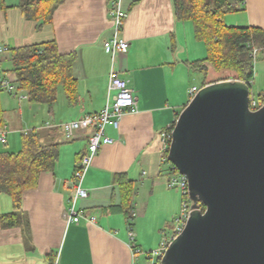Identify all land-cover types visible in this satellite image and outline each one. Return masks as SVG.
<instances>
[{
	"label": "crops",
	"instance_id": "crops-1",
	"mask_svg": "<svg viewBox=\"0 0 264 264\" xmlns=\"http://www.w3.org/2000/svg\"><path fill=\"white\" fill-rule=\"evenodd\" d=\"M111 1L67 0L55 11L53 22L41 28L25 20L20 11L13 34L3 38L1 46L9 49L56 40L61 52L76 53L73 70L78 101L71 103L66 97L53 119L57 125L105 107L112 69L134 90L137 112L125 114L118 129L106 128L114 143L102 147L86 175L84 187L89 197L79 201L78 208L95 216L94 223L81 220L67 225L63 219L74 195L73 174L78 156L87 151L89 131L76 133L72 140L61 136L54 172L42 173L38 187L24 194L28 242L23 227L3 226L1 216L13 211V202L0 194V264H50L51 253L56 255V264H133L128 222L123 214L110 210V206L120 204L114 181L117 173H128L136 187L137 180L145 183L151 172L153 196L158 188L155 196L164 206L179 207V198L166 186L169 172L165 184L156 182L162 175L161 134L175 124L178 110L191 101V90L209 83L204 79L201 87L196 86L200 72L189 65L206 58V47L195 38L191 22L176 18L173 0H122L127 18L121 36L130 46L127 53L113 56L105 46L114 35ZM240 6L247 13L242 27L264 29V0H244ZM43 33L45 39H41ZM30 242L34 246L32 256L28 253ZM135 244L140 248L136 240Z\"/></svg>",
	"mask_w": 264,
	"mask_h": 264
},
{
	"label": "water",
	"instance_id": "water-1",
	"mask_svg": "<svg viewBox=\"0 0 264 264\" xmlns=\"http://www.w3.org/2000/svg\"><path fill=\"white\" fill-rule=\"evenodd\" d=\"M250 102L247 83L219 81L179 114L168 161L193 210L160 264H264V105Z\"/></svg>",
	"mask_w": 264,
	"mask_h": 264
},
{
	"label": "trees",
	"instance_id": "trees-1",
	"mask_svg": "<svg viewBox=\"0 0 264 264\" xmlns=\"http://www.w3.org/2000/svg\"><path fill=\"white\" fill-rule=\"evenodd\" d=\"M66 1L20 0L17 8L25 20L41 28L53 22L55 11ZM243 1L237 4L234 0H173V4L176 18L191 22L195 38L206 47V58L189 64L192 69L203 74L206 80L211 71H234L235 79L251 88L254 80L252 52L254 47L264 48V29L229 26L223 21L226 14L244 9L240 6ZM8 8L0 3V10ZM6 59L12 64L9 71L16 75L20 89L27 91L29 102L53 106L62 87L68 100L77 103L78 81L73 70L77 56L75 52H61L56 40L10 49ZM207 84L210 83L203 86ZM257 101L264 105V95H259ZM4 114L0 101V131L6 126ZM61 136L64 137L60 128L32 129L21 134L19 151H0V194L9 196L13 202V211L1 216L2 224L6 228L23 227L27 242L30 237L29 222L23 211L24 194L38 187L42 173L54 172ZM85 154L79 155L77 161ZM175 172L177 169L172 166L169 174ZM114 181L119 188L120 204L110 206V210L123 214L132 227L135 181L125 172L117 173ZM200 207L204 208L201 204ZM55 256V253L48 256L50 264H56Z\"/></svg>",
	"mask_w": 264,
	"mask_h": 264
},
{
	"label": "built area",
	"instance_id": "built-area-1",
	"mask_svg": "<svg viewBox=\"0 0 264 264\" xmlns=\"http://www.w3.org/2000/svg\"><path fill=\"white\" fill-rule=\"evenodd\" d=\"M109 15L113 22L114 35L112 39L105 42V46L112 50L113 56L117 53H127L130 46L129 41L121 36L127 18V13L122 9V0L111 1ZM9 50L8 47L0 45V66L3 61L2 56L7 55ZM261 52L264 53V48L254 47L252 52L253 60H256ZM18 87L20 85L18 84L16 75L9 70L4 71L0 67V91H6L10 95L18 97ZM197 92L198 89L194 87L190 92L191 97L193 98ZM25 98L22 96L20 99ZM261 106L257 99L251 96L250 108L257 110ZM136 112L137 104L134 90L129 86L127 80L121 78L112 69L109 73L107 103L100 112L88 114L76 120L58 124L57 126L51 124L46 125V128H60L66 140H72L76 133L80 131L90 132L86 154L78 163L73 174L74 195L69 207L63 211V219L67 225L72 223L78 224L81 220H86L88 223H94L96 221L95 216H89L85 210L78 208V202L89 197V193L84 187L86 175L102 147L114 143V140L107 135L106 128L111 126L118 129L120 121L125 114ZM173 128L174 125L170 126L168 130L161 134V153L164 162L168 161ZM7 135L8 132L5 126L4 130L0 131L1 144H7ZM168 187L181 191V211L179 216L174 220L172 234L168 237L166 232L163 231L164 238L159 248L156 251L145 254L151 261L153 258H156V264L161 263V259L165 255L171 242L182 233L193 210V202L189 195L188 180L185 176H182L178 171L171 174ZM128 229L133 264H140L138 258L140 255H144V253L136 247L132 227L129 226Z\"/></svg>",
	"mask_w": 264,
	"mask_h": 264
},
{
	"label": "rangeland",
	"instance_id": "rangeland-1",
	"mask_svg": "<svg viewBox=\"0 0 264 264\" xmlns=\"http://www.w3.org/2000/svg\"><path fill=\"white\" fill-rule=\"evenodd\" d=\"M20 0H0L6 7H11L10 9L0 10V45H3V38L8 37L14 32V24L16 23V18L20 14V10L17 5ZM16 6V7H14ZM8 11V14L6 13ZM247 18V13L245 9H239V11L228 13L223 17V21L229 26H239L242 27L243 20ZM189 24L190 23H186ZM45 34L41 35V39H45ZM7 55L2 56L3 61L1 63V69L4 71L10 70L12 64L6 59ZM236 75L234 71L223 70L219 73L211 71L207 77L209 83H214L216 81H235ZM205 77L200 73L198 80L194 84L201 87ZM18 97L10 95L6 91L0 92V101L3 108L5 125L7 128V144H1L0 151L17 152L21 149V134L32 129H43L46 128L47 124L55 125L57 124L53 121L56 114L62 107L63 102H66V96L62 87L58 89V101L53 106H48L46 104L31 103L28 100V94L26 90L20 89L18 87ZM259 95H264V53H260L256 60H254V80L251 86V96L255 99H259ZM22 96L25 99H20ZM179 114L182 110H178ZM160 170L161 176L160 180L165 184L167 179L166 173L170 172L172 169V164L169 161H162L160 159ZM145 177V176H144ZM152 178V173L145 177V183L143 181H138L135 187L134 195V206L136 215L131 222L133 224L134 239L136 240L138 246L144 249V256H140L138 262L140 264H156V258L152 261L147 258L146 253L156 251L161 242L163 241V231L166 232L169 237L172 234V226L175 218H177L181 211V201L182 194L178 189H171L166 185L168 190H171L179 198V207L175 208L173 205L166 207L162 204L159 198H157L158 188L155 190V195L152 194L153 181L149 180ZM140 177L136 176V179ZM204 211V208H200ZM175 213L174 215H172ZM128 239L129 229H128ZM31 243V242H30ZM145 243V244H144ZM29 256L33 252V243L29 244ZM138 248V249H140ZM141 250V249H140ZM30 261V260H29Z\"/></svg>",
	"mask_w": 264,
	"mask_h": 264
}]
</instances>
